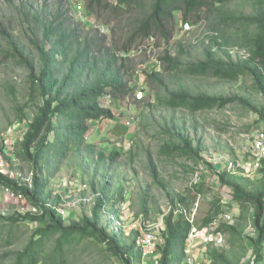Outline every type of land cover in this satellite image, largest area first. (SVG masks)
I'll return each instance as SVG.
<instances>
[{
    "label": "trees",
    "instance_id": "trees-1",
    "mask_svg": "<svg viewBox=\"0 0 264 264\" xmlns=\"http://www.w3.org/2000/svg\"><path fill=\"white\" fill-rule=\"evenodd\" d=\"M77 1L86 2V7L79 9L81 4L69 0L76 6L74 11L73 6L68 10L62 6L40 10L24 0L27 17L32 16L34 27L27 34L3 31L8 48L6 57L26 70L29 101L36 107L24 136L14 147V157L28 166L30 176H23L20 167L12 176L0 165V186L22 194L30 205L26 212L0 213V239L5 238L7 227L11 236L15 224H34L29 241L24 248L13 252L10 264H71L68 252L86 239L105 245L106 252L118 258L120 264H142V232L134 229L128 236L121 232V236L103 223L104 214L112 209L115 218L120 214L117 206L124 198V186L113 193L108 182L97 188V182L92 180L97 194L94 205L89 214L78 219L59 213L57 208L64 201L63 194L51 188L54 177L72 158L75 157L76 165L82 166L92 162L95 154L98 161L107 155L103 146L97 151L87 133L92 123L115 119L114 106L136 94L135 70L138 68L131 56L135 41H152L160 36L169 47L179 20L183 30L190 20L198 17V22L207 11L214 31L206 35L208 40L202 39L203 56L188 60L179 53L173 56L167 50L162 57L166 63L164 71L157 68L147 71V82L156 90L158 104L168 108L186 107L193 113L237 104L256 112L258 122L264 124V0H255L257 10L254 13L231 7L236 0ZM84 12L90 16L97 13L100 17L114 12L112 20L124 23L125 32L111 30L105 23L103 28L107 27L111 34L101 30L103 28L94 29L90 26L92 22L82 16ZM180 47L185 53L184 47ZM233 47L244 49L245 54L235 57ZM180 74L222 81L250 77L263 102L258 104L241 94L193 91L179 83ZM168 133L170 139L161 146L160 154L199 156L200 142L194 145L188 134L175 128H170ZM0 151L10 163L11 171L16 169L14 158L6 153L5 146L0 145ZM119 154L120 148H113L110 161H116ZM256 171L258 177L251 178L225 167L217 170L220 183L230 188L229 206L238 204L239 218L244 223L251 222L254 229L252 234L246 235L252 244V256L243 264H264V160ZM153 172L156 178L155 165ZM162 186L166 188L163 183ZM203 188L197 191L202 192ZM198 192L167 191L170 207L157 233L161 238L157 247L158 264H189L187 246L194 227L207 228L225 214L221 200L214 199L202 223L191 221L192 205ZM243 226L242 222L220 221L217 230L236 236L242 228L244 231ZM56 236L55 247L48 252L47 241ZM208 254L212 259L210 264H242L241 261L233 262L216 248H209Z\"/></svg>",
    "mask_w": 264,
    "mask_h": 264
},
{
    "label": "rangeland",
    "instance_id": "rangeland-1",
    "mask_svg": "<svg viewBox=\"0 0 264 264\" xmlns=\"http://www.w3.org/2000/svg\"><path fill=\"white\" fill-rule=\"evenodd\" d=\"M23 1L0 0V145L5 146L6 153L14 158L13 166L16 169L11 171L10 163L3 157L1 151L0 165L5 173H11L12 176H15L17 167H20L23 176L29 177L28 166L14 157V147L24 136L36 107L29 101L27 72L13 59L6 57L8 48L3 37V31L27 34L34 27V19L30 15L27 17L28 8L24 7ZM25 1L33 3L40 10L43 7L55 9L58 6L68 10L69 6H73L74 11L76 3L81 4L83 8L86 7V2L77 0H73L75 4H71L69 0ZM231 7L247 13H254L257 10L255 0H236ZM119 12V17L123 19L122 12ZM112 14L115 13H105L100 17L97 13L90 16L88 12H84L82 16L92 22L90 26L94 29L103 28L102 24L105 23L110 25L111 30L118 29L120 34L124 33V23L113 21ZM207 15L209 13L205 11L198 22H196L198 17L190 20V24L185 25L183 30L179 20L169 47L160 36L152 41L150 39L135 41L131 56H134L138 68L135 70L136 94L114 106L115 119L94 122L87 133V136H90L89 140L96 145L97 151H101L100 148L103 146L107 155L98 161L95 154L92 162L82 166L76 165L75 157L72 158L54 177L51 188L56 193L63 194L62 203L67 206L68 217L78 219L86 213L89 214L94 205L97 194L92 187V180L97 182V188L108 182L113 193L118 191L120 186H124V198L117 206L120 214L115 218L116 213L112 209L113 211L104 214L103 223L109 226V230L118 232L121 236H123L121 232H125V236H128L134 229H139L142 234L146 231L158 233L163 224V216L170 207L168 190L178 193L187 190L198 192L199 187L203 186V191L197 193L196 201L192 205L191 221L202 223L214 199L221 200L226 212L207 228L194 227L187 246L189 264L212 263L208 254L209 248H216L233 262L241 261L243 264L252 256V244L246 235L252 234L254 229L251 222L244 223L239 218L238 204L229 206L230 188L218 180L217 167L221 165V159L228 157L237 164V173L250 172L251 178L258 177L259 172L251 168L247 171L244 166L252 161L249 149L256 133L264 128V124L258 122L256 112L237 104L220 109H204L195 113L186 107H165L158 104L156 90L147 82L146 76L147 71L155 68L164 71L166 63L163 56L167 50L173 56L179 53L188 60L201 58L204 49L202 39L208 40L206 35L214 31ZM108 33L111 34L110 31ZM121 41H124V37ZM180 45L184 47L185 53L181 51ZM231 50L235 57L245 54V50L238 47ZM180 75L182 77L179 83L193 91L241 94L249 96L258 104L263 102L261 93L256 91L250 77L222 81L214 77ZM129 120L131 123H128ZM170 128L188 134L194 145L200 142L199 156L189 158L160 154L161 146L170 139L168 133ZM116 147L120 148V154L116 161L112 162L110 152ZM153 165L157 167V179L154 176ZM82 184H86L87 187H82ZM29 209L30 205L26 199L20 200L12 195L11 190L0 186V213L12 215ZM220 221L230 224L242 222L245 229L243 231L242 228V232L236 236L226 231L219 232L217 229ZM33 225L32 222L17 223L11 236L8 227L6 228L5 238L0 239V264H10L13 261V252L21 250L27 244L34 230ZM57 236L48 239V252L54 249ZM68 255L71 264H120L118 258L106 252L105 245L91 239L77 245L68 252ZM156 256L144 255L142 264H158Z\"/></svg>",
    "mask_w": 264,
    "mask_h": 264
},
{
    "label": "built area",
    "instance_id": "built-area-1",
    "mask_svg": "<svg viewBox=\"0 0 264 264\" xmlns=\"http://www.w3.org/2000/svg\"><path fill=\"white\" fill-rule=\"evenodd\" d=\"M79 9H82V7L79 6ZM128 123H131V121L129 120ZM249 152L252 156L251 157L252 161H250L249 164L244 167L247 169V171H250L251 169H255L256 171L257 169L262 167L263 160H264V128L258 130V132L256 133L254 139L252 140ZM224 167L228 169L229 171L235 172L237 169V164L232 158H227V160L225 161ZM248 175H250V172H248ZM81 186L84 188L87 187L86 184H82ZM11 192L14 197L20 200L22 199L25 200V197L22 194H17L13 190H11ZM57 209L62 216H68V209L64 203L59 204ZM141 243L144 246L143 254L145 256L146 255H149V256L158 255L157 247L161 243V238L156 232H149V231L144 232L141 237Z\"/></svg>",
    "mask_w": 264,
    "mask_h": 264
},
{
    "label": "crops",
    "instance_id": "crops-1",
    "mask_svg": "<svg viewBox=\"0 0 264 264\" xmlns=\"http://www.w3.org/2000/svg\"><path fill=\"white\" fill-rule=\"evenodd\" d=\"M228 157H225L224 160L221 159V165H219V167H217V170H220L221 168H224V164H225V161L227 160ZM75 182V180H72ZM158 256V255H157ZM156 256V259L158 260L159 258Z\"/></svg>",
    "mask_w": 264,
    "mask_h": 264
},
{
    "label": "clouds",
    "instance_id": "clouds-1",
    "mask_svg": "<svg viewBox=\"0 0 264 264\" xmlns=\"http://www.w3.org/2000/svg\"><path fill=\"white\" fill-rule=\"evenodd\" d=\"M104 30L103 31H108L109 29L108 28H103Z\"/></svg>",
    "mask_w": 264,
    "mask_h": 264
}]
</instances>
